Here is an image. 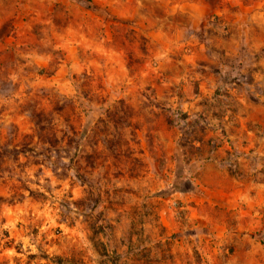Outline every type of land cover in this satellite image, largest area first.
<instances>
[{"label":"rangeland","instance_id":"obj_1","mask_svg":"<svg viewBox=\"0 0 264 264\" xmlns=\"http://www.w3.org/2000/svg\"><path fill=\"white\" fill-rule=\"evenodd\" d=\"M40 111L93 157L79 179L27 152L50 155L24 139ZM15 147L0 264H264V0H0V150ZM85 197L96 208L62 221Z\"/></svg>","mask_w":264,"mask_h":264},{"label":"trees","instance_id":"obj_2","mask_svg":"<svg viewBox=\"0 0 264 264\" xmlns=\"http://www.w3.org/2000/svg\"><path fill=\"white\" fill-rule=\"evenodd\" d=\"M80 1V0H77ZM32 120L36 126V130L34 131V134L32 135H25L24 139L28 140V144L31 145L34 143L35 139H38V142L41 144H45L48 145V153L50 154L49 156H45V155H39L36 153L35 151V147L30 148L29 150L27 149V152L32 153V156L38 157V156H42L43 158L47 157L48 161L50 162V168L54 174L55 177H57L58 179H62L67 177V172L68 171H74L76 172V178L79 179L80 176V171L81 169H87V168H92L93 165V157L91 155H87L86 156V166L82 167V165H80L79 162H76L74 160V155L72 156V149H74L76 152L78 151V147L72 148V144L75 142V140L77 138H67V136L65 134H63L62 138H58V133L56 130V125L54 124V122L52 120L49 119V117L43 113V112H34V114L32 115ZM72 135H76V132L74 131ZM66 141V147L63 148L61 147V143ZM27 152L24 151V154H26ZM23 153L22 149L15 147L12 150H8L6 149L5 152L0 150V162L5 159V155L6 154H11L16 156V160L18 159L19 155H21ZM65 154L70 158L69 163H64L62 162L63 158L62 156H60L61 154ZM52 154L56 155L57 160H59L64 168L63 170V174H59L58 173V169L55 165V162L51 161L52 159ZM76 163V164H75ZM32 165L35 166H40L42 167L43 164H41L40 162H33ZM49 169V167H46ZM230 173L234 174L235 172L229 168L228 169ZM87 172V171H86ZM237 173V172H236ZM235 173V174H236ZM23 190L25 192L28 193V196L40 201V202H44L47 200V196L45 193L40 192V191H35L27 186H23ZM21 200L25 198V194H19ZM20 200V201H21ZM95 204L96 202L94 201V199H92L91 197H85L81 200L78 201H68L65 205H62V208L64 209V212L62 211L61 217H62V221L64 222H70V214H77L76 211H80L79 213H83L87 210L92 211L93 208H96V206H93V208H91V205ZM76 210V211H74ZM85 215V214H84ZM89 218V217H87ZM91 222V221H90ZM89 222V223H90ZM70 225H73L72 223ZM90 229L94 231L95 233V228L93 226V224H90ZM104 256H109L107 254V251L104 249L103 252Z\"/></svg>","mask_w":264,"mask_h":264}]
</instances>
